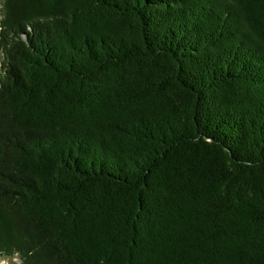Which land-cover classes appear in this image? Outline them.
<instances>
[{"label":"trees","instance_id":"trees-1","mask_svg":"<svg viewBox=\"0 0 264 264\" xmlns=\"http://www.w3.org/2000/svg\"><path fill=\"white\" fill-rule=\"evenodd\" d=\"M0 5V256L264 264V0Z\"/></svg>","mask_w":264,"mask_h":264},{"label":"rangeland","instance_id":"rangeland-1","mask_svg":"<svg viewBox=\"0 0 264 264\" xmlns=\"http://www.w3.org/2000/svg\"><path fill=\"white\" fill-rule=\"evenodd\" d=\"M0 15H1V11H0ZM0 264H19V259L16 256H12V257L0 256Z\"/></svg>","mask_w":264,"mask_h":264}]
</instances>
